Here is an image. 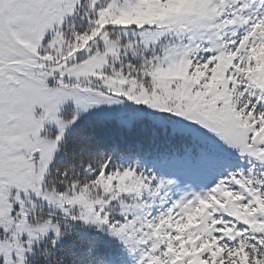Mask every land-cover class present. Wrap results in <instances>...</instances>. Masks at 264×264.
<instances>
[{"label":"snow or ice","instance_id":"1","mask_svg":"<svg viewBox=\"0 0 264 264\" xmlns=\"http://www.w3.org/2000/svg\"><path fill=\"white\" fill-rule=\"evenodd\" d=\"M0 264H264V0H0Z\"/></svg>","mask_w":264,"mask_h":264}]
</instances>
